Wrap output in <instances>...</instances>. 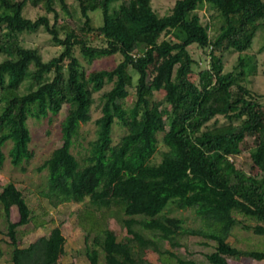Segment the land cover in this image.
<instances>
[{"label": "trees", "instance_id": "16d2710c", "mask_svg": "<svg viewBox=\"0 0 264 264\" xmlns=\"http://www.w3.org/2000/svg\"><path fill=\"white\" fill-rule=\"evenodd\" d=\"M77 2L84 23L74 29L60 23L71 15L67 0H0V167L8 143L14 166L34 158L31 107L38 108L37 117H47L68 105L62 145L38 168L48 171L41 195L54 208L89 200L92 209L84 220L91 225L85 238L90 264H101V253L103 264H146L147 249L163 264H199L159 245L167 241L178 248L184 236L201 238L206 247L214 243L213 252L205 255L208 264L264 261V251L242 250L230 242L243 224L238 216L255 222L253 232L264 237V95L241 82L251 68L247 58L240 57L233 72H225L223 61L227 51L241 55L250 48L264 27V0H177L164 16L154 10L152 0ZM28 6L52 13L54 21L48 15L26 17ZM205 6L213 12L208 20L200 15ZM96 11L103 16L100 27L91 18ZM41 29L62 48L49 61L38 49L23 46L24 34ZM92 32H98L103 45L91 44L87 37ZM194 46L208 56L206 67L194 59ZM76 48L89 64L118 54L123 60L113 70L88 73L75 56ZM107 84L113 87L99 98L96 137L81 168L72 149L81 126L93 120L94 93ZM132 93L136 100L127 108ZM219 117L227 122L218 126ZM116 124L125 134L114 143ZM160 146L161 161L155 164ZM242 156L245 162L237 165ZM0 205L7 231L0 223V235L10 239L12 263L58 264L66 245L61 228L21 247L18 229L34 221L28 201L8 183L0 192ZM171 206L194 211L199 226L164 216ZM113 207L126 217L124 241L106 222L104 212ZM13 209L19 213L15 223Z\"/></svg>", "mask_w": 264, "mask_h": 264}, {"label": "rangeland", "instance_id": "374dc122", "mask_svg": "<svg viewBox=\"0 0 264 264\" xmlns=\"http://www.w3.org/2000/svg\"><path fill=\"white\" fill-rule=\"evenodd\" d=\"M176 1L177 0H152V5L160 16H164L171 11ZM67 4L71 15L65 16L64 19L60 20V23L64 21L63 24L74 29L82 27L84 19L80 14L77 0H67ZM58 9L60 10V8ZM211 13L213 12H210L207 6L200 11V15L206 20H208ZM25 15L32 20H36L43 15H48L51 21H54V15L52 13L48 14L46 10L41 7L28 6L25 10ZM91 18L94 26L100 27L103 25V16L100 11L91 13ZM211 33L215 35V31ZM23 36V46L26 48L38 49L44 61H49L53 57L59 56L62 51V48L53 43L52 36L44 29H41L37 33L24 34ZM87 39L91 41V44L94 46L103 45L98 32L90 33ZM190 51L194 59L200 65V68H204L208 65V56L205 52L195 46L192 47ZM75 56L79 58L88 73L95 70H113L123 60V57L118 54L111 57L95 59L89 64L82 56L79 48L75 49ZM240 57L247 58L251 65V68L245 69L246 74L241 79L242 84L253 92L264 95V27L257 32L252 45L244 53L240 55L234 50H230L224 54L223 61L225 72L235 71V68L239 64ZM112 87L113 84H107L103 90L94 93L95 104L92 108L93 120L81 126L80 135L72 149V153L78 159L81 168L84 166L85 157L88 156L89 144L96 137L95 120L101 116L100 108H98L99 98L104 93L111 90ZM160 99L161 96L155 94V100L159 101ZM135 100L136 96L132 93L126 100L125 106L127 108L133 106ZM262 103L264 104V99ZM68 109L69 106L65 105L58 115L49 113L47 117H37L36 113L38 112V108L31 107L29 111L28 127L32 135L30 149L34 152L35 156L30 162L16 167L11 163V158L9 156L12 143H8L4 147L6 160L0 167V192L6 184L14 183L24 193L32 211V215L34 216V221L18 229L17 236L21 247H28L42 237H49L53 229L60 227L66 239V245L65 254L59 259L58 264H90L87 258L88 245L85 238L91 225L84 220L86 213L92 209L89 200L86 199L82 203L64 204L58 208H54L41 195V192L45 191L48 186V171L44 170L39 172L38 168L62 145L61 127L68 114ZM214 122L215 120H213L210 125H213ZM226 122L227 121L223 117L217 119L218 126ZM124 134L125 129L116 124L113 131L114 143L119 142ZM163 150L164 147L160 146L159 152L153 159V163L156 164L161 161V152ZM245 159V156H242L234 160L237 165L241 166L242 163L245 162ZM229 161H232V158H230ZM245 170L249 171V168L246 167ZM104 213L109 228L117 234L119 241H124L128 235L124 225L126 217L117 207H113L112 210L105 211ZM94 214L98 220H101V213L97 212ZM163 215L170 218L183 219L189 227L195 228L200 224L199 220L196 218L195 212L192 210H177L175 207L171 206L164 211ZM238 219L241 220L243 224L235 228L230 242L242 250L264 251V237L258 236L253 232V227L256 223L241 216H238ZM11 221L13 223L19 221L17 209L12 210ZM0 223L1 230L6 233L5 223L3 220H0ZM141 232L148 239H154L155 237L151 232L144 230H141ZM95 235L96 232L91 234V238L88 241L89 245H91ZM9 241L10 239L5 234L0 235V264H13V248L10 246ZM179 242L180 247L174 249L171 248V245L167 241L159 242V245L162 251L170 250L184 259H193L199 264H208L205 255L213 252L214 243H211V247H206L203 244L205 240L190 236L180 237ZM144 259L147 262L146 264H163V260L160 259V256L152 249L145 250ZM100 262L101 264L104 263L102 253ZM230 264H264V261L247 260L243 263L231 261Z\"/></svg>", "mask_w": 264, "mask_h": 264}]
</instances>
